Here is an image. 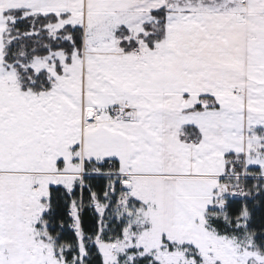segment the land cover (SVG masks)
Returning a JSON list of instances; mask_svg holds the SVG:
<instances>
[{"label":"snow or ice","instance_id":"obj_1","mask_svg":"<svg viewBox=\"0 0 264 264\" xmlns=\"http://www.w3.org/2000/svg\"><path fill=\"white\" fill-rule=\"evenodd\" d=\"M0 264H264V0H0Z\"/></svg>","mask_w":264,"mask_h":264}]
</instances>
